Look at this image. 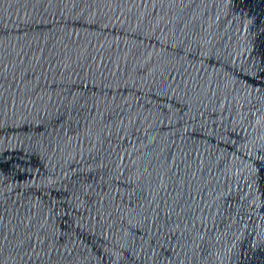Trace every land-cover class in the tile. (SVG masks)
Instances as JSON below:
<instances>
[{
    "label": "water",
    "instance_id": "water-1",
    "mask_svg": "<svg viewBox=\"0 0 264 264\" xmlns=\"http://www.w3.org/2000/svg\"><path fill=\"white\" fill-rule=\"evenodd\" d=\"M0 264H264V0H0Z\"/></svg>",
    "mask_w": 264,
    "mask_h": 264
}]
</instances>
